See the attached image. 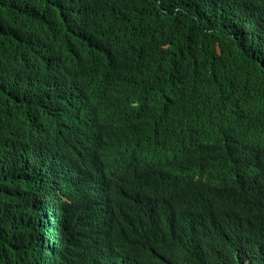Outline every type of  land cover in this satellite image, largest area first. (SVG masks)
<instances>
[{
  "label": "clouds",
  "instance_id": "1",
  "mask_svg": "<svg viewBox=\"0 0 264 264\" xmlns=\"http://www.w3.org/2000/svg\"><path fill=\"white\" fill-rule=\"evenodd\" d=\"M48 84L70 93L59 102L41 98L37 109L18 103L16 112L30 115L22 135L36 130L42 138L14 156L24 166L40 161V183L47 168L56 170L50 206H42L47 196L36 179L24 192L33 240L48 242L42 264H125L124 231L134 264H264V190L255 191L264 185V119L245 116L241 103L251 102L263 116L264 91L249 82L240 92L226 84L214 96L206 88L185 96L166 81L129 94L128 102L120 91ZM178 137L189 139L182 144ZM195 166H201L197 178L173 172ZM224 171L231 177L218 179ZM206 176L213 183L204 185ZM65 177L75 188L59 198L56 186ZM167 183L182 192L157 191ZM62 225L67 230L60 232ZM160 250L169 257L154 253ZM26 256L22 249L17 262Z\"/></svg>",
  "mask_w": 264,
  "mask_h": 264
},
{
  "label": "trees",
  "instance_id": "2",
  "mask_svg": "<svg viewBox=\"0 0 264 264\" xmlns=\"http://www.w3.org/2000/svg\"><path fill=\"white\" fill-rule=\"evenodd\" d=\"M263 27L264 0H0V119L10 118L0 123V264H19L22 249L28 256L20 264H42L41 248L48 243L33 240L23 203L31 181L40 183V161L24 166L14 158L25 155L42 133L22 135L30 115L16 112L18 103L37 109L41 98L65 99L69 90L50 86L53 79L90 92L120 91L128 102L129 94L166 81L180 85L185 96L203 88L214 96L226 84L240 92L249 82L262 92ZM241 103L245 116L264 119L251 102ZM177 139L183 144L189 137ZM55 172L47 168L40 183L47 196L43 207L52 204ZM60 181L65 184L57 183L58 197L72 195L75 183ZM27 196L33 201L31 192ZM119 237L120 257L134 264L129 236L124 231Z\"/></svg>",
  "mask_w": 264,
  "mask_h": 264
},
{
  "label": "bare ground",
  "instance_id": "3",
  "mask_svg": "<svg viewBox=\"0 0 264 264\" xmlns=\"http://www.w3.org/2000/svg\"><path fill=\"white\" fill-rule=\"evenodd\" d=\"M141 111H143L141 109ZM171 151V149H162L160 152H169ZM201 166H195V167H188L186 169H184V171H174L173 172L175 173V175H178V176H181V175H186L188 174V172L192 171L191 173H194V177L197 178L199 177L200 173L197 171L198 169H200ZM157 169H160L159 167H154L153 170H157ZM226 170H230V169H226ZM254 173L255 175H257L258 171L257 169H254ZM230 171H224V173H222V175L220 176H217L218 179L220 180H224L225 178H230ZM205 178V181H203L204 185H210L211 183H213L212 181H210V177L209 176H206V177H203ZM217 184V182H215ZM222 184H226V183H222ZM177 186H181V185H177ZM172 187L169 183L167 184H164V185H160V187L157 189V191H160V192H170V193H181L182 192V189L180 187V189L178 187ZM258 190H264V185H261L259 188H257ZM249 191L251 192L252 189L249 188ZM147 198V197H146ZM194 206L195 207H198L199 204L198 203H194ZM222 205L218 206L219 208L221 207ZM153 207V206H152ZM215 209L216 208H213L212 211L215 212ZM223 211H226V210H223ZM230 211H234L233 209H230ZM136 217H143V215H138V214H134ZM64 229L67 230L66 226L65 225H62V227L59 229L60 232H62ZM215 246H217V243H213ZM222 248H225V245L223 243H221L220 245ZM160 255V254H159Z\"/></svg>",
  "mask_w": 264,
  "mask_h": 264
}]
</instances>
